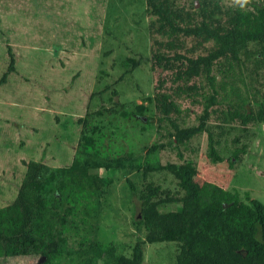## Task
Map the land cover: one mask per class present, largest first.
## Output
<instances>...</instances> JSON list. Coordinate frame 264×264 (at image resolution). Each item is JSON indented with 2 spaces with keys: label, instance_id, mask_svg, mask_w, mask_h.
I'll list each match as a JSON object with an SVG mask.
<instances>
[{
  "label": "rangeland",
  "instance_id": "1",
  "mask_svg": "<svg viewBox=\"0 0 264 264\" xmlns=\"http://www.w3.org/2000/svg\"><path fill=\"white\" fill-rule=\"evenodd\" d=\"M152 19L144 0H0V81L9 54L13 60L0 82V208L16 196L22 160L62 167L76 153L82 134L93 136L100 157L141 155L139 164L89 167L97 188L90 206L85 201L70 215L60 212L65 230L56 259L32 252L0 257V264H72L77 250L107 244L129 256L136 242L141 264H175L177 244L145 241L144 227L133 221L141 208L178 209L184 192L169 164H187L197 181L235 189L241 199L246 192L264 205V123L255 122L248 106L247 83L257 59H264V37L239 45L232 57L200 66V102L180 100L181 109H189L183 125L204 113L221 161L206 157L203 131L177 145L180 159L172 147L145 156L150 144L165 140L148 120L156 117L151 94L159 75L150 61ZM191 43L187 39L186 47ZM140 104L142 114L136 113ZM233 138L235 146H244L236 159ZM152 186H158L156 195L141 203L139 195ZM86 256L80 255L77 264H110L104 256L85 262Z\"/></svg>",
  "mask_w": 264,
  "mask_h": 264
},
{
  "label": "trees",
  "instance_id": "2",
  "mask_svg": "<svg viewBox=\"0 0 264 264\" xmlns=\"http://www.w3.org/2000/svg\"><path fill=\"white\" fill-rule=\"evenodd\" d=\"M144 3L146 13L153 18L147 26L151 68L159 74L151 94L156 117L148 120H154L157 136L165 139L150 144L145 156L172 147L180 159L177 145L203 131L206 157L212 163L219 162L214 133L204 113L196 114L194 124L183 125L189 109L182 110L180 100L189 104L200 102L197 82L200 66L232 57L239 45L264 37V0L252 1L243 10L229 7L221 0H196V6L193 0H144ZM19 9L16 7L15 11ZM187 39L192 41L188 47ZM9 57L0 82L12 69L11 54ZM247 80L251 100L248 106L253 109L255 122L264 123V59H257ZM143 109L138 105L136 113L142 114ZM76 121L84 122L79 118ZM80 139L76 153L62 167L49 168L40 161L22 160L24 173L16 196L0 208V257L38 252L48 261L56 259L57 241L65 230V217L60 212L70 215L79 211L85 201L83 205L90 206V196L97 188L96 177L88 172L89 167L139 164L140 154L103 158L93 149L96 141L92 135L82 134ZM231 141L232 157L236 159L244 146H235V138ZM166 168L177 178V186L184 195L177 210L158 212L154 207L139 210L140 217L133 221L137 227H144L145 241L175 242V264H264V205L259 200L246 192L241 199L235 189L199 182L187 164H169ZM130 190L133 193L134 187L130 186ZM157 190L158 186L149 187L138 198L144 203ZM223 203L227 205L222 207ZM101 246L77 250L72 264H77L80 255H87L85 262L104 256L110 264L142 263L140 242L134 244L129 256L116 254L109 244Z\"/></svg>",
  "mask_w": 264,
  "mask_h": 264
},
{
  "label": "clouds",
  "instance_id": "3",
  "mask_svg": "<svg viewBox=\"0 0 264 264\" xmlns=\"http://www.w3.org/2000/svg\"><path fill=\"white\" fill-rule=\"evenodd\" d=\"M252 0H229V7H232L237 10H243L245 9Z\"/></svg>",
  "mask_w": 264,
  "mask_h": 264
},
{
  "label": "water",
  "instance_id": "4",
  "mask_svg": "<svg viewBox=\"0 0 264 264\" xmlns=\"http://www.w3.org/2000/svg\"><path fill=\"white\" fill-rule=\"evenodd\" d=\"M193 1H194V6H196V5H197L196 0H193ZM114 100H116L115 97H114ZM226 205H227V204L223 203V204H222V207H225Z\"/></svg>",
  "mask_w": 264,
  "mask_h": 264
}]
</instances>
